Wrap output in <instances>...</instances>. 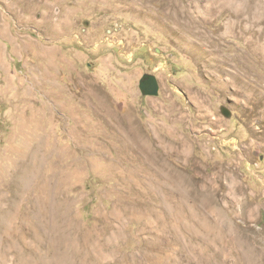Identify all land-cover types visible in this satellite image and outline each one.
I'll return each instance as SVG.
<instances>
[{"label":"rangeland","instance_id":"rangeland-1","mask_svg":"<svg viewBox=\"0 0 264 264\" xmlns=\"http://www.w3.org/2000/svg\"><path fill=\"white\" fill-rule=\"evenodd\" d=\"M263 18L0 0V264H264Z\"/></svg>","mask_w":264,"mask_h":264},{"label":"water","instance_id":"water-1","mask_svg":"<svg viewBox=\"0 0 264 264\" xmlns=\"http://www.w3.org/2000/svg\"><path fill=\"white\" fill-rule=\"evenodd\" d=\"M140 87L147 95L155 96L159 93V83L154 76H145Z\"/></svg>","mask_w":264,"mask_h":264},{"label":"bare ground","instance_id":"bare-ground-1","mask_svg":"<svg viewBox=\"0 0 264 264\" xmlns=\"http://www.w3.org/2000/svg\"><path fill=\"white\" fill-rule=\"evenodd\" d=\"M246 5V4H245ZM252 10V9H251ZM240 12V11H239ZM262 13V12H261ZM259 14V13H258ZM261 20H264V18L263 19H261ZM260 20V21H261ZM261 23H262V21H261ZM264 23V22H263ZM233 27V26H232ZM228 28V27H227ZM264 31V30H263ZM255 51V50H254ZM257 51L262 55V58H263V60H264V46H262V47H258V49H257ZM147 146V145H146Z\"/></svg>","mask_w":264,"mask_h":264}]
</instances>
